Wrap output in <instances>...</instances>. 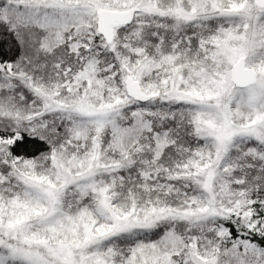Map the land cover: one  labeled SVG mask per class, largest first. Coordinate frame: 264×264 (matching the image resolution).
Here are the masks:
<instances>
[{
    "label": "snow or ice",
    "instance_id": "snow-or-ice-1",
    "mask_svg": "<svg viewBox=\"0 0 264 264\" xmlns=\"http://www.w3.org/2000/svg\"><path fill=\"white\" fill-rule=\"evenodd\" d=\"M0 264H264V0H0Z\"/></svg>",
    "mask_w": 264,
    "mask_h": 264
}]
</instances>
